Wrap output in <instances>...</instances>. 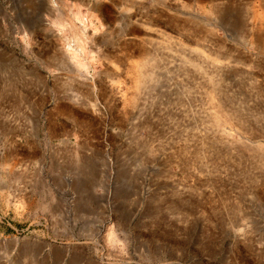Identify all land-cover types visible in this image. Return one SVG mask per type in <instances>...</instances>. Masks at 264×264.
Listing matches in <instances>:
<instances>
[{"label": "rangeland", "instance_id": "374dc122", "mask_svg": "<svg viewBox=\"0 0 264 264\" xmlns=\"http://www.w3.org/2000/svg\"><path fill=\"white\" fill-rule=\"evenodd\" d=\"M0 264H264V0H0Z\"/></svg>", "mask_w": 264, "mask_h": 264}]
</instances>
